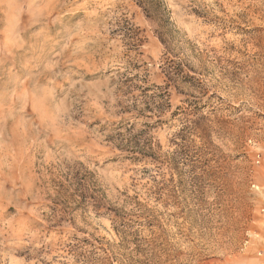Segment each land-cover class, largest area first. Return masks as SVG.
Listing matches in <instances>:
<instances>
[{
    "label": "rangeland",
    "instance_id": "374dc122",
    "mask_svg": "<svg viewBox=\"0 0 264 264\" xmlns=\"http://www.w3.org/2000/svg\"><path fill=\"white\" fill-rule=\"evenodd\" d=\"M0 264H264V0H0Z\"/></svg>",
    "mask_w": 264,
    "mask_h": 264
}]
</instances>
